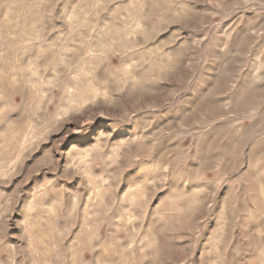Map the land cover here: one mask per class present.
Returning a JSON list of instances; mask_svg holds the SVG:
<instances>
[{
  "label": "rangeland",
  "instance_id": "374dc122",
  "mask_svg": "<svg viewBox=\"0 0 264 264\" xmlns=\"http://www.w3.org/2000/svg\"><path fill=\"white\" fill-rule=\"evenodd\" d=\"M0 264H264V0H0Z\"/></svg>",
  "mask_w": 264,
  "mask_h": 264
}]
</instances>
